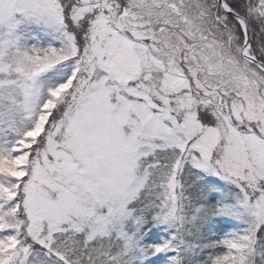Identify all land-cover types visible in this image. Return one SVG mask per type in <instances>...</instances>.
<instances>
[{
    "label": "snow or ice",
    "instance_id": "1",
    "mask_svg": "<svg viewBox=\"0 0 264 264\" xmlns=\"http://www.w3.org/2000/svg\"><path fill=\"white\" fill-rule=\"evenodd\" d=\"M0 264H264V0H0Z\"/></svg>",
    "mask_w": 264,
    "mask_h": 264
}]
</instances>
